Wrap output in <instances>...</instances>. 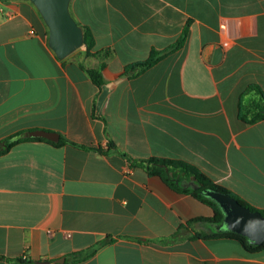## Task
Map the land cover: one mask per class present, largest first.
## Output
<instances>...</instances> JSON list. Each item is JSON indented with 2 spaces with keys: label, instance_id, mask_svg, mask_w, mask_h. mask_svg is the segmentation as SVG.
Instances as JSON below:
<instances>
[{
  "label": "crops",
  "instance_id": "0c3cea01",
  "mask_svg": "<svg viewBox=\"0 0 264 264\" xmlns=\"http://www.w3.org/2000/svg\"><path fill=\"white\" fill-rule=\"evenodd\" d=\"M70 10L93 33L90 56L58 58L32 2L0 0V148L34 130L67 141L0 155V264H264V249L196 237L216 231L201 220L214 209L123 156L186 161L264 210V118L242 117L240 101L251 84L264 92V0H71ZM186 25L182 48L125 74ZM101 63L99 87L84 68Z\"/></svg>",
  "mask_w": 264,
  "mask_h": 264
},
{
  "label": "trees",
  "instance_id": "16d2710c",
  "mask_svg": "<svg viewBox=\"0 0 264 264\" xmlns=\"http://www.w3.org/2000/svg\"><path fill=\"white\" fill-rule=\"evenodd\" d=\"M78 24L82 26L84 31V45L82 46L85 49L84 54L86 56H90L92 55V50L95 45L93 33L88 26L81 25L80 23ZM188 33H189V26L186 25L180 37L171 46L163 50L153 49L146 60L139 61L126 66L125 74L129 78H133L138 75H141L142 73H144L145 71L156 65L164 57H167L168 55L182 48L188 38ZM103 66L104 63H101L98 68L86 69L82 67L85 69V71L87 72L88 76L93 81V83L99 87L105 83V78L102 73ZM243 98H247L248 101L244 106L243 103L241 102L242 117L244 116L243 113L244 111L246 113L248 112L247 111L248 109L252 108L254 110V115L249 120L250 122H254L260 118H264V92L259 85L257 84L249 85L242 94L240 101L243 100ZM33 140L46 141L58 146L65 145L67 143V141L64 138H60L59 141L54 142L46 138L29 137L25 134V132H20L12 136H9L8 138H6L1 142V144H3V147L0 148V155L5 154L12 147H14L19 143L26 141H33ZM110 148L112 149L115 148L114 143L110 142ZM123 156L131 163L132 166L143 168L148 172V174L152 176L153 175L159 176L171 188L175 189L176 191L189 192L193 194L196 198H198L199 200H201L202 202L206 203L207 205H209L214 209L215 215L213 218L210 219L201 218V220H206L215 223L216 231L212 234L196 233V237L231 238L240 242L248 252H256L264 249V244L261 245L252 244L251 242H249L247 237L226 230L225 224L223 223L224 215L221 208L218 206L217 203H215L211 198L206 196L202 191H204L205 189L220 190L236 197L240 201V203L249 207L251 210L255 211L259 209L255 208L246 201L242 200L236 194L232 193L226 188L215 184L206 174H204L196 166L183 160H174L169 158L150 157L147 159H133L127 156L126 154H124ZM187 180L195 181L196 185H198V188L195 190L192 188L189 189L182 188L184 182ZM259 211H261L262 214L264 215V210H259ZM178 235L179 232L176 233L173 237H177ZM89 255L90 253L84 255L82 259L87 258ZM12 261L16 264H30V262L23 255L17 257Z\"/></svg>",
  "mask_w": 264,
  "mask_h": 264
},
{
  "label": "water",
  "instance_id": "95a60500",
  "mask_svg": "<svg viewBox=\"0 0 264 264\" xmlns=\"http://www.w3.org/2000/svg\"><path fill=\"white\" fill-rule=\"evenodd\" d=\"M39 11L48 27V42L57 57L62 59L77 51L84 45V31L73 17L71 0H29ZM29 137L46 138L57 142L60 136L56 132L34 130ZM194 188H198L194 182ZM221 208L226 230L241 234L255 245L264 244V215L259 210L249 207L229 193L205 189L202 191ZM64 258L56 262L62 263ZM36 264H50V261H37Z\"/></svg>",
  "mask_w": 264,
  "mask_h": 264
}]
</instances>
